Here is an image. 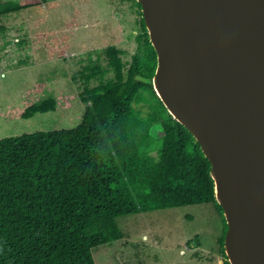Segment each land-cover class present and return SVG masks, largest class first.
Returning <instances> with one entry per match:
<instances>
[{"label": "trees", "instance_id": "1", "mask_svg": "<svg viewBox=\"0 0 264 264\" xmlns=\"http://www.w3.org/2000/svg\"><path fill=\"white\" fill-rule=\"evenodd\" d=\"M129 1L140 15L141 49L128 63L113 45L100 51L105 66L88 56L89 103L79 123L0 138V264H95V247L123 237L124 215L212 203L224 220L210 162L153 89L156 52L140 4ZM30 6L0 0V17ZM92 79L100 83L88 87ZM53 109L47 98L21 116ZM224 223L219 243L229 264Z\"/></svg>", "mask_w": 264, "mask_h": 264}, {"label": "water", "instance_id": "2", "mask_svg": "<svg viewBox=\"0 0 264 264\" xmlns=\"http://www.w3.org/2000/svg\"><path fill=\"white\" fill-rule=\"evenodd\" d=\"M152 86L210 162L229 264H264V0H136Z\"/></svg>", "mask_w": 264, "mask_h": 264}, {"label": "rangeland", "instance_id": "3", "mask_svg": "<svg viewBox=\"0 0 264 264\" xmlns=\"http://www.w3.org/2000/svg\"><path fill=\"white\" fill-rule=\"evenodd\" d=\"M17 1L33 6L0 17V138L72 128L89 103L82 77L88 56H99L105 66L100 51L110 45L124 51L121 59L127 63L140 51L138 9L129 0ZM112 76L108 72L102 80ZM99 83L92 79L88 87ZM47 98L54 101L53 110L21 116ZM117 222L123 237L95 247V264H129L133 258L153 264H209L222 253L217 238L225 223L212 203L124 215Z\"/></svg>", "mask_w": 264, "mask_h": 264}, {"label": "crops", "instance_id": "4", "mask_svg": "<svg viewBox=\"0 0 264 264\" xmlns=\"http://www.w3.org/2000/svg\"><path fill=\"white\" fill-rule=\"evenodd\" d=\"M218 240L217 241H219V238H217ZM210 253H201L200 255H202V256H208ZM211 254H217V253H211ZM219 255H221V256H219V258H217L216 260H215V263H209V264H224V260H225V258H224V256H223V254L222 253H220ZM190 259H192V260H196V261H199L198 259H196L195 257L193 258V257H190ZM129 264H153V263H151L150 261H145L144 263L143 262H140L139 261V259H137V258H133V261H131V263H129Z\"/></svg>", "mask_w": 264, "mask_h": 264}]
</instances>
